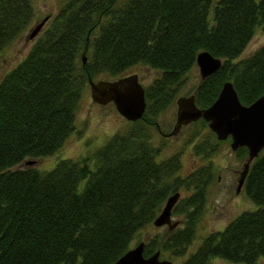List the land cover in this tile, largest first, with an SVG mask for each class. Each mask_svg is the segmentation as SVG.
<instances>
[{
	"label": "trees",
	"instance_id": "obj_1",
	"mask_svg": "<svg viewBox=\"0 0 264 264\" xmlns=\"http://www.w3.org/2000/svg\"><path fill=\"white\" fill-rule=\"evenodd\" d=\"M33 15V0H0V55ZM258 27H264V0H63L0 78V264H112L175 191L181 195L172 213L181 223L145 239L143 253L184 255L222 140L211 129L201 135L203 118L190 122L199 137L191 140L192 151L207 160L183 175L182 151L162 155L169 142L157 116L175 104L201 50L222 63L195 85L197 106H208L226 79L245 104L264 94V42L241 56ZM138 63L158 70L145 86L141 118L92 155L60 158L49 169L16 166L62 148L89 77H118ZM234 153L244 160L248 149ZM243 188L253 208L208 232L179 264H213V257L264 264V150L250 162Z\"/></svg>",
	"mask_w": 264,
	"mask_h": 264
},
{
	"label": "rangeland",
	"instance_id": "obj_2",
	"mask_svg": "<svg viewBox=\"0 0 264 264\" xmlns=\"http://www.w3.org/2000/svg\"><path fill=\"white\" fill-rule=\"evenodd\" d=\"M124 0H117L121 4ZM63 0H33L34 15L28 27L8 44L0 55V78L9 70L16 62H18L26 54L35 37H29L31 27L44 16L48 17L54 14ZM264 42V27H258L254 31L252 37L245 46L241 56H247L253 52ZM128 73L136 72L139 80L145 87L158 74V70L144 63H138L128 69ZM127 73V74H128ZM101 78V77H98ZM199 69L195 65L188 72L187 82L181 88L180 94H190L193 92L195 85L200 80ZM110 79V77L104 78ZM178 95V96H179ZM158 127L164 135H167L169 145L162 151V155L166 156L175 150L181 152V174L189 173L195 166L206 162V158L202 154H195L191 145L199 139L195 136L194 125H183L180 130L171 134L176 119V103L171 107H167L157 116ZM131 120L126 119L116 109L113 102L99 104L91 99L90 86L87 85L85 93L81 98V103L77 111L75 127L67 137L64 145L58 151L51 155L35 158L32 164L40 169L52 168L60 158L72 157L78 158L84 155H92L99 146L104 144L108 138L118 129L129 126ZM201 127V123H198ZM202 134H206L210 128L208 125L203 129ZM161 132L155 131L153 141L157 144L161 140ZM192 134V136H191ZM215 134V133H214ZM191 136V137H190ZM189 138H191L189 140ZM209 138H207L208 140ZM192 140V141H191ZM210 140V139H209ZM214 164L215 178L208 190V197L205 209L197 222V232L195 237L189 244L188 251L184 255L170 256L162 254L161 258L171 259L174 264H179L189 252L196 249L203 236L213 230L222 229L226 223L242 210L253 208L254 204L247 196L246 191L242 188L236 190L239 171L242 168L244 160L238 159L234 153V149L230 146V138L219 141L216 150L210 158ZM89 162L93 166V159L90 157ZM26 165L25 160L16 166ZM85 179L81 180L79 189L83 187ZM182 192V191H181ZM172 220H178L181 223L179 214L172 213ZM167 225L156 226L149 224L144 227L137 235L133 245L141 240L147 239L149 236L159 233L164 234ZM264 262V259H262ZM213 264H245L243 262L231 261L221 257H213Z\"/></svg>",
	"mask_w": 264,
	"mask_h": 264
},
{
	"label": "water",
	"instance_id": "obj_3",
	"mask_svg": "<svg viewBox=\"0 0 264 264\" xmlns=\"http://www.w3.org/2000/svg\"><path fill=\"white\" fill-rule=\"evenodd\" d=\"M48 15L37 21L29 31V37H34L42 28ZM83 62L86 60L83 53ZM221 57L201 50L196 55V64L201 78L214 73L221 65ZM91 99L99 104L113 102L118 112L126 119L135 121L143 116L146 108L145 89L136 72L120 75L115 78H88ZM176 119L171 134L177 133L186 125L202 117L208 121L209 128L215 132L218 139L230 136V146L236 149L246 146L248 153L239 171L236 190L239 191L247 174L252 159L264 150V94L259 95L251 103H243L233 82L226 79L216 98L206 107L195 103L194 93L179 95L175 99ZM35 159H26L25 164H33ZM180 196L179 191L171 193L160 212L153 220L154 225L167 224L175 227L179 220H172V207ZM143 240L127 249L112 264H174L168 258L160 257V250L152 254H143Z\"/></svg>",
	"mask_w": 264,
	"mask_h": 264
},
{
	"label": "flooded vegetation",
	"instance_id": "obj_4",
	"mask_svg": "<svg viewBox=\"0 0 264 264\" xmlns=\"http://www.w3.org/2000/svg\"><path fill=\"white\" fill-rule=\"evenodd\" d=\"M242 188H243V186H242ZM242 188H241V189H242Z\"/></svg>",
	"mask_w": 264,
	"mask_h": 264
}]
</instances>
